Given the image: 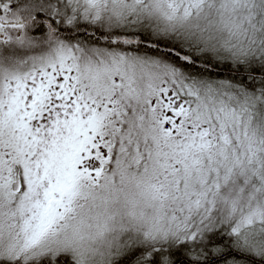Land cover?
Masks as SVG:
<instances>
[{"label": "snow or ice", "instance_id": "1", "mask_svg": "<svg viewBox=\"0 0 264 264\" xmlns=\"http://www.w3.org/2000/svg\"><path fill=\"white\" fill-rule=\"evenodd\" d=\"M0 264H264V0H0Z\"/></svg>", "mask_w": 264, "mask_h": 264}]
</instances>
